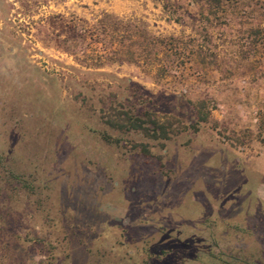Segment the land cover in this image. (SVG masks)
<instances>
[{"label": "rangeland", "instance_id": "obj_1", "mask_svg": "<svg viewBox=\"0 0 264 264\" xmlns=\"http://www.w3.org/2000/svg\"><path fill=\"white\" fill-rule=\"evenodd\" d=\"M201 5L0 0V264H264V20ZM102 13L178 38L171 74L58 48ZM146 112L166 139L107 124Z\"/></svg>", "mask_w": 264, "mask_h": 264}, {"label": "trees", "instance_id": "obj_2", "mask_svg": "<svg viewBox=\"0 0 264 264\" xmlns=\"http://www.w3.org/2000/svg\"><path fill=\"white\" fill-rule=\"evenodd\" d=\"M205 10L239 11L264 20V0H201ZM177 21V19H175ZM255 29L264 38V21ZM69 36H56V44L64 53L85 63L87 66L102 67L110 63H133L153 69L157 77L166 78L172 72L173 58L183 54L182 43L176 37H162L149 31L148 24L141 19H122L115 15L102 13L93 22L76 17L70 21ZM196 46L190 47L191 56H199ZM197 122L206 121L202 110L209 114L206 102L197 103ZM109 126L127 132H144L152 138L168 137L162 124L149 113L134 114L117 121H107ZM149 132L152 135H149ZM108 141L107 137H104ZM256 141L264 145V106L257 113Z\"/></svg>", "mask_w": 264, "mask_h": 264}]
</instances>
